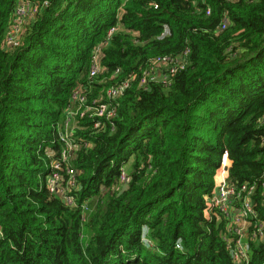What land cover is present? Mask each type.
<instances>
[{
  "label": "trees",
  "instance_id": "16d2710c",
  "mask_svg": "<svg viewBox=\"0 0 264 264\" xmlns=\"http://www.w3.org/2000/svg\"><path fill=\"white\" fill-rule=\"evenodd\" d=\"M18 1L0 0V264H235L205 198L224 150L234 184L264 171V0H48L8 41ZM97 46L108 71L93 92L117 67L114 81L135 77L113 130L78 120L73 138L89 146L67 164L68 206L49 190L51 161ZM186 48L168 84L139 85L153 58ZM254 208L264 221L257 198ZM241 264H264V238Z\"/></svg>",
  "mask_w": 264,
  "mask_h": 264
},
{
  "label": "built area",
  "instance_id": "2783aa9c",
  "mask_svg": "<svg viewBox=\"0 0 264 264\" xmlns=\"http://www.w3.org/2000/svg\"><path fill=\"white\" fill-rule=\"evenodd\" d=\"M48 4V0H19L14 8L7 40H17L25 23L34 18L38 10L48 6ZM209 13L210 10L207 8L206 14ZM227 25L228 18L224 14L218 31H222ZM114 31L115 28H110L107 31V37L109 38ZM166 31L164 30L165 33ZM187 54L188 49L186 48L180 55L153 58L148 69L141 74L139 85L146 87L149 82L153 81L168 84L170 75L186 67ZM103 55L100 46L94 48L89 66L88 82L78 84L70 95L68 106L64 110V120L58 133L62 150L59 156L51 161L53 171L48 179L49 190L59 192L62 189L61 195L64 203L68 206H75L72 191L76 188V176L74 168L67 166V164L71 154L77 147H80V143L89 146V143L77 142L73 138L75 129L78 128V120L83 118L90 120L92 130L95 132L104 131L109 127L113 130L115 102L130 87L131 80L135 77L128 75L114 81L121 73V69L117 67L109 73L110 83L103 86L98 92H93L90 85L91 79L108 71L102 63ZM89 80L91 81L89 82ZM261 123L264 124V118ZM229 160L228 151L224 150L214 176L215 186L205 198V210L206 217L214 218L223 223L220 232L221 239L231 260L235 264H241L247 263L250 259V243L264 238V221L254 208L255 198L261 205H264V171L255 181L234 184L228 178ZM63 172L67 179L64 187L61 188ZM120 180L122 182L126 180L124 170L121 171ZM82 208L86 209L87 206L84 208L83 205ZM143 239L144 243L151 244L147 238ZM175 247L181 249L179 241L176 242Z\"/></svg>",
  "mask_w": 264,
  "mask_h": 264
},
{
  "label": "rangeland",
  "instance_id": "374dc122",
  "mask_svg": "<svg viewBox=\"0 0 264 264\" xmlns=\"http://www.w3.org/2000/svg\"><path fill=\"white\" fill-rule=\"evenodd\" d=\"M28 23H29V22H28ZM23 32H24V29H23ZM80 147H81V146H80ZM80 147H77V149L80 148ZM77 149H76V150H77ZM76 150H75V151H76ZM75 151H74V152H75ZM74 152L71 154V158H72V159L76 156ZM51 155H54V153H51ZM61 190H62V189H61ZM61 190L59 191L60 193L62 192ZM85 207H86V205H84V208H85ZM143 233L145 234V231H143ZM144 234H143V235H144ZM143 237H145V236H143ZM143 237H142V238H143ZM142 240H143V239H142Z\"/></svg>",
  "mask_w": 264,
  "mask_h": 264
},
{
  "label": "clouds",
  "instance_id": "9594fccd",
  "mask_svg": "<svg viewBox=\"0 0 264 264\" xmlns=\"http://www.w3.org/2000/svg\"><path fill=\"white\" fill-rule=\"evenodd\" d=\"M143 238H145V237H143ZM143 238H142V239H143ZM143 240H144V239H143Z\"/></svg>",
  "mask_w": 264,
  "mask_h": 264
}]
</instances>
